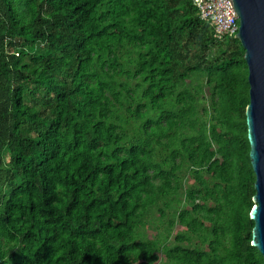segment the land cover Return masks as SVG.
<instances>
[{"label":"trees","instance_id":"1","mask_svg":"<svg viewBox=\"0 0 264 264\" xmlns=\"http://www.w3.org/2000/svg\"><path fill=\"white\" fill-rule=\"evenodd\" d=\"M248 74L193 0H0V264H264Z\"/></svg>","mask_w":264,"mask_h":264},{"label":"water","instance_id":"2","mask_svg":"<svg viewBox=\"0 0 264 264\" xmlns=\"http://www.w3.org/2000/svg\"><path fill=\"white\" fill-rule=\"evenodd\" d=\"M239 17L238 38L245 49L250 83L246 106L250 159L256 174L251 244L264 256V0H230Z\"/></svg>","mask_w":264,"mask_h":264},{"label":"built area","instance_id":"3","mask_svg":"<svg viewBox=\"0 0 264 264\" xmlns=\"http://www.w3.org/2000/svg\"><path fill=\"white\" fill-rule=\"evenodd\" d=\"M193 4L200 17L213 26L217 38L236 35L239 17L230 0H193Z\"/></svg>","mask_w":264,"mask_h":264},{"label":"clouds","instance_id":"4","mask_svg":"<svg viewBox=\"0 0 264 264\" xmlns=\"http://www.w3.org/2000/svg\"><path fill=\"white\" fill-rule=\"evenodd\" d=\"M239 25H240V23H239ZM235 36V35H234Z\"/></svg>","mask_w":264,"mask_h":264},{"label":"rangeland","instance_id":"5","mask_svg":"<svg viewBox=\"0 0 264 264\" xmlns=\"http://www.w3.org/2000/svg\"><path fill=\"white\" fill-rule=\"evenodd\" d=\"M151 233H152V231H151Z\"/></svg>","mask_w":264,"mask_h":264}]
</instances>
